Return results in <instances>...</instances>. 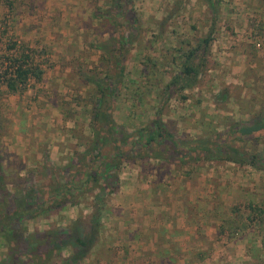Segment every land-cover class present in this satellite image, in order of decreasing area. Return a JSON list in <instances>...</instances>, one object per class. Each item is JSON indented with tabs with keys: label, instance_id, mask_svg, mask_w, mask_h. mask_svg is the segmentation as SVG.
<instances>
[{
	"label": "rangeland",
	"instance_id": "rangeland-1",
	"mask_svg": "<svg viewBox=\"0 0 264 264\" xmlns=\"http://www.w3.org/2000/svg\"><path fill=\"white\" fill-rule=\"evenodd\" d=\"M111 5V0H0V68L10 54L8 44L16 40L33 51L44 69L40 81L30 80L16 93L6 92L0 80V163L9 191L47 187L51 179L49 172L43 174L46 167L56 177L68 175L61 170L81 158L93 135L88 111L94 91L86 77L115 75L120 65L122 80L133 82L119 88L111 112L116 124L132 135L159 112L164 130L179 142L194 144L246 123L260 109L264 0H220L214 16L207 0H129L137 28L118 66H111L115 57L101 43L117 28L115 22L129 30L124 18L114 21L107 14ZM208 33L212 40L196 85L182 92L185 99L178 93L167 96L166 84L179 69L173 57ZM245 150L264 159V130L248 136ZM118 176L117 191L103 198L97 242L79 264H264V214L250 218L248 208V201L264 206V168L216 158L181 165L138 157L123 161ZM123 184L130 194L145 196L146 205L133 200L120 209L116 195ZM183 185L188 187L184 202L192 226L185 214L181 218L182 202L176 196ZM147 191H153L154 201L148 200ZM96 194L85 193L57 212L35 214L25 220V232L65 228L73 220L87 226ZM213 203L218 208L210 213ZM129 212L158 215L141 227H182L176 241L166 245L175 246L176 252L158 251L143 263L140 248L149 241L145 247L131 246L119 234L124 228L118 226L117 214ZM200 212L209 215L202 218ZM5 251L0 245V260ZM70 253L65 246L53 260ZM144 257L148 260L151 254Z\"/></svg>",
	"mask_w": 264,
	"mask_h": 264
},
{
	"label": "trees",
	"instance_id": "trees-1",
	"mask_svg": "<svg viewBox=\"0 0 264 264\" xmlns=\"http://www.w3.org/2000/svg\"><path fill=\"white\" fill-rule=\"evenodd\" d=\"M120 1L111 0V9L106 12L114 21L118 20V17L124 18L127 21L125 29L129 31L124 32V27L115 22L117 28L113 27L109 37L101 43L103 50L115 57V62L111 63V66H118L117 63L123 61L132 41V32L137 28L129 0H122V4ZM207 1L214 16L217 12L216 4L220 0ZM211 40V34L208 33L200 38L196 45L189 46L178 57H173V61L179 60V69L166 84L167 96L170 93H178L183 99L186 98L182 92L196 85L199 73L205 66ZM8 51L10 54L9 57L6 56L7 62L2 69L0 68V80L6 87V92H19L30 80L42 79L44 69L33 59L31 49L16 40H11ZM121 72L120 65L115 75L86 77L88 83L93 84L94 91V97L90 101L92 106L88 111L93 135L87 139V143H84L85 149L81 158L77 162L68 164L72 165L69 171H67L68 165L61 170L68 174L67 178L62 173L56 177L52 174V169L46 167L43 174L49 172L51 179L47 187L41 189L31 186L25 190L16 188L14 191H9L6 188L0 163V245L6 250L0 264H79L97 242L103 198L117 191L118 170L121 163L129 158H157L185 165L203 157L241 161L264 168V159L252 151L245 150L248 136L264 130V101L259 103L260 109L255 111L246 123H235L221 136L220 134L214 137L207 136L194 144L179 142L171 133L164 130L159 112L148 127L132 135L116 124L111 112L119 88L122 84L124 86L125 82H133L128 77L122 80ZM134 136L138 137L133 138ZM73 167L75 169L72 171ZM29 176L32 178L31 173ZM95 191H97L95 206L87 226L73 220L65 228L25 232V220L35 214L57 212L67 204H76L77 198L85 193ZM248 208L251 213L250 218L264 214V206L260 208L248 205ZM65 246L71 247V253L66 258L54 261L53 255Z\"/></svg>",
	"mask_w": 264,
	"mask_h": 264
},
{
	"label": "crops",
	"instance_id": "crops-1",
	"mask_svg": "<svg viewBox=\"0 0 264 264\" xmlns=\"http://www.w3.org/2000/svg\"><path fill=\"white\" fill-rule=\"evenodd\" d=\"M140 180H141V177L139 176L137 181L141 182L143 185V182ZM125 183H126V181H125ZM205 183H206V181L202 180V183H200V184L203 185ZM124 185H126V184H123V186L120 187L119 191L120 190L121 191L116 195V199L120 203V209L123 208V206L130 205V203H133V200H141V201H143L144 205H146L145 196L142 197L141 195H133L132 193L130 194L129 188H127ZM181 188L182 189H180V188L178 189L180 191V194H176V196L179 197V199L182 202L181 206L183 208V212H182L181 218L185 214L186 218L189 220L190 226H192V223H193L192 217H191L192 215L190 213H188V211L186 212V210H188L190 207H188V206L185 207L186 203L184 202V197H185V195H187L185 193L188 192L187 191L188 187L183 185ZM122 190H124V191H122ZM144 192H145V190H144ZM147 192H148V194H150V195L146 196L148 198V200H150V201L153 200V198H154L153 197V191H152V194L150 193L151 191H147ZM171 198H173V197H171ZM248 200H250V199H248ZM160 202H162V201H160ZM155 204H157V203H155ZM248 205L255 206V204L250 203V201H248ZM161 207H163V206H161ZM209 208H210L209 210H211L210 213L213 212L214 210H216L218 208V203H213L211 205V207H209ZM209 210L207 212H209ZM184 212H186V213H184ZM144 213H142L140 215H138V214L136 215V214L130 213V212L128 214L125 213L124 215L117 214V216H118L117 218L119 220L118 224L121 223V225H118V226H123V228H124L123 230L119 231V234H120V236L123 235L124 241L127 242L126 244L132 246L134 243H137L138 246H144L145 245L144 241H149L145 245L146 247L144 246L145 249L140 248V251H142L141 260L143 263L148 262L149 260H153L154 257L157 256L158 251H161L163 254L175 253L177 249L174 246V244H172L174 246L172 248H171V246L168 247L166 245H169L168 244L169 242L174 243V241H176V236L181 235L180 233L183 231V229L181 231L182 227H180V229H172L169 227H165L163 229V231L159 230L157 227H154V226H147L146 228L141 227V226H144V224L146 223V221H148V219L153 220L154 217L158 216V215H156V213L154 215L149 214L147 212H144ZM187 213H188V215H187ZM200 214H201L200 216H202V218H204V215H206L207 217L209 215V214H205V213L203 215V212H200ZM159 219H160V217H159ZM134 220L137 222L136 225H134ZM156 220H157V218H156ZM224 220L225 219L220 220L219 228L222 227L221 222ZM139 222L141 223L140 225H139ZM202 234H205V233L202 232ZM205 238H206V236H205ZM194 240H196V237H194ZM146 252L148 254H151V258L148 260H146L144 257V254ZM160 261H162V260L160 259ZM158 264H161V263H158Z\"/></svg>",
	"mask_w": 264,
	"mask_h": 264
}]
</instances>
